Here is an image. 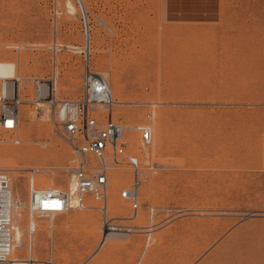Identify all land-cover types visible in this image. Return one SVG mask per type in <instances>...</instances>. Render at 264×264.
Segmentation results:
<instances>
[{
    "label": "rangeland",
    "instance_id": "374dc122",
    "mask_svg": "<svg viewBox=\"0 0 264 264\" xmlns=\"http://www.w3.org/2000/svg\"><path fill=\"white\" fill-rule=\"evenodd\" d=\"M80 2L92 53L83 49ZM80 2L0 0V89L3 76L19 74L24 99L16 133L0 127V169L25 202V235L29 169L47 181L41 186H65L74 157L46 106L32 101L36 78L56 75L59 99L84 96L88 68L112 89L120 82L113 118L153 124L149 161L160 167L142 182L135 218L120 195L131 170L112 167L107 217L132 232L100 248L104 213L90 199L53 221L37 218L35 262L264 264V0ZM109 112L99 106L94 114ZM130 138L145 154L139 137ZM13 256L29 257L26 245Z\"/></svg>",
    "mask_w": 264,
    "mask_h": 264
},
{
    "label": "built area",
    "instance_id": "2783aa9c",
    "mask_svg": "<svg viewBox=\"0 0 264 264\" xmlns=\"http://www.w3.org/2000/svg\"><path fill=\"white\" fill-rule=\"evenodd\" d=\"M84 11V10H83ZM84 30L88 21L84 12ZM86 58V53H85ZM56 75L53 78H36L34 103L43 102L49 107L51 120L60 135L70 144L74 152L72 164L67 168L68 181L65 186H39L35 183L37 168H30L27 208L29 212L28 231L38 230V219L53 221L59 214L88 207L90 199L101 203L104 213L101 247L109 232L133 231V225L113 222L107 217L108 193L112 183V167L126 165L131 170V179L120 192L123 199L130 201L135 218L140 210V187L160 164L143 162L133 151L138 142L130 136H138L142 145L153 140L151 122L128 123L115 120L112 107L116 103L111 85L106 77L88 68L85 72V94L80 99H59L56 94ZM21 76L4 77L0 89V127L16 133L20 121ZM99 106L110 112L100 119L94 113ZM19 143L20 140H14ZM46 200H57L58 205H44ZM15 203L11 178L7 171L0 169V264H33L34 257L13 256L14 219L12 208ZM116 219V218H115ZM53 251V242H50Z\"/></svg>",
    "mask_w": 264,
    "mask_h": 264
},
{
    "label": "bare ground",
    "instance_id": "6f19581e",
    "mask_svg": "<svg viewBox=\"0 0 264 264\" xmlns=\"http://www.w3.org/2000/svg\"><path fill=\"white\" fill-rule=\"evenodd\" d=\"M79 2H80V0H79ZM69 5H70V9L75 12V10H76L75 5L71 1H69ZM80 7H81L82 15H83L85 11H83L84 8H82L83 5H82L81 2H80ZM84 33H85V35H84V45H83V49L86 50L88 53H90L92 51V49H91V45L92 44H91V38H90V34H89V29H88L87 32L84 31ZM87 57L88 56L86 55V62L89 59ZM86 65H88V64L86 63ZM14 76H19V74H16ZM14 76H3V77L13 78ZM56 87H57V85H56ZM121 90H122V85L120 84V82H116L115 88L112 89V92H114V94L119 95L120 99L118 101H123V98H122V95H121V93H122ZM38 105L40 107L46 106V108L48 110V113H49L48 106L45 103L40 102ZM152 126H153V124H152ZM154 132L155 131H154V126H153V135H154ZM16 139H19V138L18 137H15L14 140H16ZM138 141H139V144L142 143V142H140V139ZM156 141L157 140L153 137V140H152V142L149 145H143V148H145V151H144L145 154L140 153L139 156L141 158H144V160H146L145 162H147L148 160H150L148 151L151 150V149L152 150H155ZM28 152H29L28 150H23L22 152H20V154H22V153L23 154H26ZM7 153H9V155H13V156L14 155H18V156L20 155L19 152H16V151H13V150H11L10 152L9 151L7 152V150H6V152H4V154H7ZM38 174L35 175V178L34 179H35V183L38 184L39 186H41L42 181L44 179H41V177H39ZM45 184H47V181H45ZM53 185H50V186H53ZM13 195H14V198H15V203H14L13 208H12V214H13V219H14L13 253H12V255H15L16 254V251H17V248L18 247H22V246L26 245V247H27V254L29 256L32 255L34 257V260L37 261L38 259L35 257V246H34L35 245V240H36V238H35L36 237V232L33 233V234L29 233L28 236L25 235L24 229L22 227V220H23V218H22L23 217L22 208H23V205L25 204V202L21 198H18V196H16L14 194V191H13ZM58 204H59V202L57 200H46V201H44V205H53V206H55V205H58ZM28 222H29V220H28ZM118 233L119 232H115V231L109 232L108 235H107V239L108 240H113L114 238H116V236L118 235ZM35 261H34L33 264H37Z\"/></svg>",
    "mask_w": 264,
    "mask_h": 264
}]
</instances>
